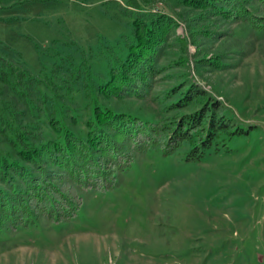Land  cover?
<instances>
[{
  "label": "rangeland",
  "instance_id": "1",
  "mask_svg": "<svg viewBox=\"0 0 264 264\" xmlns=\"http://www.w3.org/2000/svg\"><path fill=\"white\" fill-rule=\"evenodd\" d=\"M153 1L145 9L173 8L184 21L146 97L118 99L98 88L133 41L123 0H0V53L44 81L32 92L46 101L41 134L63 140L49 125L55 119L86 137L95 106L147 121L195 113L203 101L171 108L190 81L221 103L237 134L220 133L199 162L185 160L187 143L169 156L158 147L136 153L108 191H79L74 217L1 230L0 264H264V28L203 21L177 0ZM6 153L13 150L0 135Z\"/></svg>",
  "mask_w": 264,
  "mask_h": 264
},
{
  "label": "trees",
  "instance_id": "2",
  "mask_svg": "<svg viewBox=\"0 0 264 264\" xmlns=\"http://www.w3.org/2000/svg\"><path fill=\"white\" fill-rule=\"evenodd\" d=\"M123 1L131 12L133 41L98 91L118 99H143L150 80L158 72L156 61L184 17L173 8L169 9L173 15L145 9L153 0ZM177 2L195 10L203 21L248 22L255 28H264V18L257 15L264 12V0ZM42 82L0 53V135L13 150V155L0 154V231L31 227L39 216L52 223L74 217L83 203L79 191H108L115 183L116 173L127 169L136 153L158 147L163 156H169L187 143L191 150L185 160L199 162L220 133L237 134L230 131L232 125L224 116L221 103L190 81L182 98L171 108L183 109L195 99L203 101L195 113L147 121L95 106L93 118L87 122L86 137L61 128L58 121L51 119L49 125L62 134L63 140H46L40 131V112L46 101L32 96L33 88L39 92ZM43 84L56 92L53 84ZM15 176L21 178L25 191L20 183H14Z\"/></svg>",
  "mask_w": 264,
  "mask_h": 264
}]
</instances>
